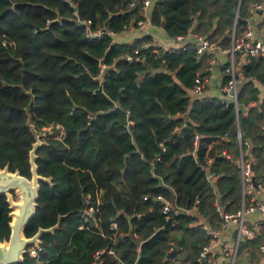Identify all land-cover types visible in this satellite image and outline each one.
Returning a JSON list of instances; mask_svg holds the SVG:
<instances>
[{
    "label": "trees",
    "instance_id": "16d2710c",
    "mask_svg": "<svg viewBox=\"0 0 264 264\" xmlns=\"http://www.w3.org/2000/svg\"><path fill=\"white\" fill-rule=\"evenodd\" d=\"M131 1L0 0V169L29 178L33 130L61 131L35 149L36 173L46 180L38 182L23 235L48 230L16 264H90L100 249L101 264H172L170 242L180 247L173 255L197 264V251L207 241L192 224L197 217L165 220L149 196L161 194L187 208L198 199V213L216 228L221 217L214 201L224 212L240 202L238 167L221 154L237 155V130L256 163H264L262 101L252 82H264V56L243 66L236 100L244 111L215 96H190L195 74L207 73V56L196 57L191 42L183 49L148 46L140 50V61L123 58L151 40L116 37L140 18V0L128 7ZM259 1L151 0L150 21L168 37L192 31L225 46L232 25L239 30L251 3ZM97 28L114 37L85 35ZM112 64L100 79L102 67ZM207 156L217 175L213 188L199 166ZM10 210L0 194V242L9 236ZM259 241L244 240L241 248Z\"/></svg>",
    "mask_w": 264,
    "mask_h": 264
},
{
    "label": "built area",
    "instance_id": "2783aa9c",
    "mask_svg": "<svg viewBox=\"0 0 264 264\" xmlns=\"http://www.w3.org/2000/svg\"><path fill=\"white\" fill-rule=\"evenodd\" d=\"M135 0L128 3V7L134 5ZM150 3V0H140L138 5V14L140 18L136 19L134 23H131L125 30L118 33L116 37L129 30H136V37L142 35H149L151 40H142L139 44L132 49L131 52L123 54V58L126 60H135L140 61L143 59V54L140 51L141 49H146L148 46L153 45L154 48H160L162 50H168L172 48H181L185 47L187 42H191L194 47V53L196 57L206 55V65L203 70H206L208 73L214 68L215 64H220L218 59L219 55L225 57L224 62L221 66V74L226 77L225 81L219 83L216 86L217 98L225 105L232 104L235 111H237L238 102L236 100V95L238 92V86L241 83V74L243 66L247 64L252 58L258 57L264 54V38L256 36L252 27V16L255 10H263L264 6L262 1L253 2L249 7L250 15L243 19L245 22L243 26L239 29H235V24L232 25L230 33L228 35V41L225 46H220L218 40H213L204 36L202 34L193 33L192 31L186 32L184 35H178L174 38L168 37L164 34L163 31L153 37L149 33L150 28H154L157 25H154L150 21V15L147 13V8ZM238 20L237 13H234V20ZM82 23L86 24L87 21L81 20ZM160 27V26H159ZM161 28V27H160ZM88 30V29H87ZM103 28H97L93 31H86V36H101L103 33H109ZM114 37V34H111ZM159 38V40H158ZM123 42V41H122ZM208 85V78L206 75H201L196 73L193 78V84L188 90L190 96L200 95L203 90ZM49 129H56L55 133L46 134L45 132ZM259 129L264 133V120L260 123ZM225 135V134H224ZM35 136L42 143V140L45 137H60L61 131L58 126L51 128L50 126L40 127ZM237 138V155L232 158L231 154L225 150L221 151V154L228 160H231L238 167L239 182H240V202L239 206L231 212L222 211L219 203L215 200L214 205L215 209L221 217V221L218 227L211 228L204 219H198L197 225H199L204 234L207 236V241L204 242L198 249L196 254L197 264H235L237 256L238 243L243 238L252 239L259 238L256 248L259 254L260 260L264 264V163L258 165L253 155L248 152V147L250 143L247 139H241V133L239 130L236 132ZM198 139V134L193 135L192 144L195 147ZM163 151L164 148L162 147ZM155 160H158V156L155 157ZM211 158L207 156L204 161L199 164L200 169L203 171L205 179L212 186L214 183V178L217 176L213 171L210 170ZM144 197H147L144 195ZM153 197L154 200L158 201L160 206V211L164 214V219L168 220L171 218V215L176 214H192L195 217L197 216L194 212L198 203V199H194L192 206L187 208L186 206L177 205L176 202L171 201L161 194H156ZM88 216H91L92 209L88 208L84 211ZM254 212H259L261 218H258L255 221L248 222L246 216ZM174 221H172L173 223ZM233 227L234 230V244L232 247H229L225 240H222L221 231ZM110 228H115V223H110ZM139 243V242H138ZM173 242L169 243L167 251L180 249L176 248ZM135 250H139V245L135 246ZM104 249L96 250L93 253V260L90 264L101 263L100 254ZM111 250H108L110 252ZM29 253L34 255V249H30ZM13 264V263H12Z\"/></svg>",
    "mask_w": 264,
    "mask_h": 264
},
{
    "label": "water",
    "instance_id": "95a60500",
    "mask_svg": "<svg viewBox=\"0 0 264 264\" xmlns=\"http://www.w3.org/2000/svg\"><path fill=\"white\" fill-rule=\"evenodd\" d=\"M235 12H233L234 14ZM242 23L245 21L240 20ZM113 67L103 66L99 74V78L102 79L105 71L108 68ZM237 109L244 111V107L238 104ZM187 113L184 114V117ZM34 142L28 152L29 164H30V179L17 172H9L7 167L0 170V194H11L15 190L19 193L20 200L13 202L7 198L9 203L11 220L9 222L10 231L9 236L6 240L0 242V264H16L22 259L23 253L30 244L36 245L38 242V235L42 231L48 230L47 228H38L37 231L29 237L23 235V228L27 221L32 217L36 206L37 189L39 180H46L45 177L36 173V165L34 158L36 156L35 149L40 144L35 136L33 130ZM16 207V210H13ZM174 250L168 252L167 256H172Z\"/></svg>",
    "mask_w": 264,
    "mask_h": 264
},
{
    "label": "crops",
    "instance_id": "0c3cea01",
    "mask_svg": "<svg viewBox=\"0 0 264 264\" xmlns=\"http://www.w3.org/2000/svg\"><path fill=\"white\" fill-rule=\"evenodd\" d=\"M261 1L263 3V6H264V0H261ZM150 12H151V0H150L149 5H148V8H147L148 15H150ZM251 16L253 19L252 27H253L255 35L264 38V24H263L264 8H263V10H260V9L255 10L253 15H251ZM161 31H162V29L159 26H155L154 28L149 29V32H150L149 34L153 37H155L158 34V37H159ZM136 35L137 34H136L135 29H129V30L119 34L118 38H120V40L123 42L130 43L132 41V39L134 37H136ZM159 38H158V40H159ZM263 56H264V54H263ZM217 60L219 61L220 64H218V63L215 64L214 68L212 70H210L208 73L204 74L208 78L207 87L205 88V90H203V92L200 95H194V96H196L198 98L203 97V96H208V95L217 97L216 86L222 82L223 77H224L220 72V70H221L220 65L224 62L225 57L223 55H219ZM259 66L260 67H258V68L262 67L261 64H259ZM258 68H257V70H258ZM203 72L204 71H201L202 74H203ZM257 72H259V70ZM263 76H264V74H263ZM252 82H253V85L258 89V96H259V98H261V101H262V104H260V108L263 109L262 114L264 115V82H260V81L256 80L255 78L252 79ZM262 119H264V117L261 118V120ZM194 209H196V208H194ZM191 213L193 214V212H191ZM194 213L197 215L196 217H198V219L202 218L200 213H198L197 209L195 210ZM258 218H261V214L257 213V212H254V213L246 216V220L248 222L255 221ZM198 221L199 220L192 221V224L196 225V222L198 223ZM221 237H222V240H225L227 242L229 247H232L234 244L233 227L231 226V227H228V228L222 230L221 231ZM244 240H247V239L243 238L238 243V248H237L238 253L236 256L237 258L235 260V264H263V261L260 260L256 246H254V245H252L250 247L244 246L241 248V245L244 242ZM176 244H178V243H176ZM183 251H186V250L183 249ZM174 254H175V252H174ZM170 257L174 258V260L172 259L173 260L172 264H192L190 259H188L186 257L180 258V257H177L175 255H172ZM96 264H101V263H96Z\"/></svg>",
    "mask_w": 264,
    "mask_h": 264
},
{
    "label": "rangeland",
    "instance_id": "374dc122",
    "mask_svg": "<svg viewBox=\"0 0 264 264\" xmlns=\"http://www.w3.org/2000/svg\"><path fill=\"white\" fill-rule=\"evenodd\" d=\"M37 131V130H36ZM35 131V133H36ZM56 132V129H49L47 130L45 133L46 134H51V133H55ZM47 138V137H45ZM44 138V139H45ZM55 138V137H54ZM58 138V137H56ZM44 139L42 140V143L44 142ZM39 142H41L39 139H37ZM30 179V178H29ZM6 198H8L9 200H12L13 202H17L20 200V197H19V193L15 190L14 192H11V194H7L6 195ZM16 207H13V209H15ZM12 210V208H11ZM2 243V242H1Z\"/></svg>",
    "mask_w": 264,
    "mask_h": 264
},
{
    "label": "flooded vegetation",
    "instance_id": "af4514ba",
    "mask_svg": "<svg viewBox=\"0 0 264 264\" xmlns=\"http://www.w3.org/2000/svg\"><path fill=\"white\" fill-rule=\"evenodd\" d=\"M3 169V168H2ZM2 169H0V170H2ZM6 196V195H5ZM7 199V198H6Z\"/></svg>",
    "mask_w": 264,
    "mask_h": 264
},
{
    "label": "bare ground",
    "instance_id": "6f19581e",
    "mask_svg": "<svg viewBox=\"0 0 264 264\" xmlns=\"http://www.w3.org/2000/svg\"><path fill=\"white\" fill-rule=\"evenodd\" d=\"M13 210H16V208H15V209H13Z\"/></svg>",
    "mask_w": 264,
    "mask_h": 264
},
{
    "label": "clouds",
    "instance_id": "9594fccd",
    "mask_svg": "<svg viewBox=\"0 0 264 264\" xmlns=\"http://www.w3.org/2000/svg\"><path fill=\"white\" fill-rule=\"evenodd\" d=\"M41 143V142H40Z\"/></svg>",
    "mask_w": 264,
    "mask_h": 264
}]
</instances>
